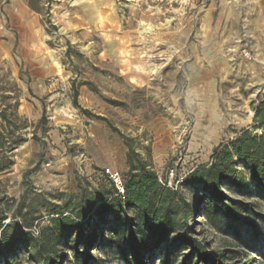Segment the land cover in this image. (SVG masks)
I'll return each instance as SVG.
<instances>
[{"label":"rangeland","instance_id":"obj_1","mask_svg":"<svg viewBox=\"0 0 264 264\" xmlns=\"http://www.w3.org/2000/svg\"><path fill=\"white\" fill-rule=\"evenodd\" d=\"M263 100L264 0H0L4 223L37 236L81 195L117 188L112 175L122 188L127 140L160 184L199 206L191 234L222 264H264V188L244 167L241 187L224 186L229 207H202L199 189L182 186L243 131L264 134ZM58 252L57 264H75L68 246ZM90 253L127 264L107 246ZM188 253L163 249L147 264H194Z\"/></svg>","mask_w":264,"mask_h":264},{"label":"trees","instance_id":"obj_2","mask_svg":"<svg viewBox=\"0 0 264 264\" xmlns=\"http://www.w3.org/2000/svg\"><path fill=\"white\" fill-rule=\"evenodd\" d=\"M254 120L257 126L264 127V100L257 106ZM3 144L0 139V149ZM126 144L129 170L122 182V193L110 181L113 192L96 191L95 197L81 195L70 208V216L57 211L37 236L15 222L5 224L7 217L0 213V264H9L19 252L27 253L28 264H57L62 245L68 246L75 264H100L90 253L98 245L116 249L127 264H147L163 249L168 256L174 248L189 250L185 263L192 258L194 264H222L220 253L207 250L191 234L188 216L195 215L199 206L192 207L178 190L160 184L127 140ZM9 163L0 154V172L8 169ZM240 166L255 184L264 188V134L256 136L243 131L217 148L208 165L188 173L182 186L199 189L205 200L202 207L208 203L229 207L230 197L224 186L241 187L245 178Z\"/></svg>","mask_w":264,"mask_h":264},{"label":"built area","instance_id":"obj_3","mask_svg":"<svg viewBox=\"0 0 264 264\" xmlns=\"http://www.w3.org/2000/svg\"><path fill=\"white\" fill-rule=\"evenodd\" d=\"M244 53L247 55L248 54V52L247 51H244ZM112 178H113V180L116 182V186H117V188L119 189V192H123V190H122V188H120L119 186H121V182L120 181H117V179H116V174H114V175H112Z\"/></svg>","mask_w":264,"mask_h":264},{"label":"bare ground","instance_id":"obj_4","mask_svg":"<svg viewBox=\"0 0 264 264\" xmlns=\"http://www.w3.org/2000/svg\"><path fill=\"white\" fill-rule=\"evenodd\" d=\"M251 116V115H250Z\"/></svg>","mask_w":264,"mask_h":264}]
</instances>
